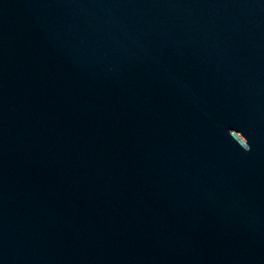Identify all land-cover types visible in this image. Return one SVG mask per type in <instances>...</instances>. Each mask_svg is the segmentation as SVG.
I'll use <instances>...</instances> for the list:
<instances>
[{"label":"water","instance_id":"1","mask_svg":"<svg viewBox=\"0 0 264 264\" xmlns=\"http://www.w3.org/2000/svg\"><path fill=\"white\" fill-rule=\"evenodd\" d=\"M0 264H264V0H0Z\"/></svg>","mask_w":264,"mask_h":264},{"label":"clouds","instance_id":"2","mask_svg":"<svg viewBox=\"0 0 264 264\" xmlns=\"http://www.w3.org/2000/svg\"><path fill=\"white\" fill-rule=\"evenodd\" d=\"M245 151L249 150V144L247 142V146L245 148H243Z\"/></svg>","mask_w":264,"mask_h":264}]
</instances>
